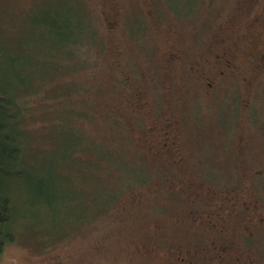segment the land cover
<instances>
[{
  "label": "rangeland",
  "instance_id": "1",
  "mask_svg": "<svg viewBox=\"0 0 264 264\" xmlns=\"http://www.w3.org/2000/svg\"><path fill=\"white\" fill-rule=\"evenodd\" d=\"M66 4L102 37L82 71L49 43ZM0 46L48 58L23 95L44 168L85 163L75 206L23 192L0 264H264V0H0Z\"/></svg>",
  "mask_w": 264,
  "mask_h": 264
},
{
  "label": "trees",
  "instance_id": "2",
  "mask_svg": "<svg viewBox=\"0 0 264 264\" xmlns=\"http://www.w3.org/2000/svg\"><path fill=\"white\" fill-rule=\"evenodd\" d=\"M66 5L69 8V15H65L64 18H58L57 25H54L57 29L59 27V29L63 30L62 34L59 32L58 34L60 35L57 36V40L53 37L49 40V43L53 46L57 45V43L62 46L63 51H66L64 59L70 63L77 62L76 67L82 71L86 65V67L89 66L86 62L88 57L92 56L93 51H96L98 46L100 48L102 37H100L99 31L96 30L95 22L92 25L89 24L88 27L83 13L81 12L82 15L78 16L79 10L71 7L73 4ZM96 46L97 48H95ZM35 57L28 49L9 51L4 46H0V258L6 245L16 239L15 225L19 216L18 210L21 208L19 200L23 192L36 190L40 201L47 202L48 200L49 204H52L53 198L47 193L53 190L55 194H58L60 190L56 191L57 189L55 188L61 186L66 189L62 195H65L67 190L69 193H73L72 191L77 186H71L73 176L70 175L68 170L79 169L85 165L84 161L77 165L74 164L75 161H67V164L60 165L61 163H58L59 166L57 165L53 169L51 167L45 169L44 164L41 162L43 158L40 159L39 154L36 153L31 145L33 133L27 124L29 119L33 121L37 115L34 111L27 110V100L23 95L32 88L30 85L34 74H36L37 67L44 65L46 59H48L46 56ZM28 69H32L31 75L27 74ZM79 147L81 148L79 155L82 156L86 148L84 145ZM98 154L100 155L102 152ZM108 157L111 162H115V160L110 158L113 157L112 154L109 153ZM103 161L100 162L99 160L98 163L95 162L90 165L92 167H103L105 164L111 166L109 160ZM56 168L58 169L54 170ZM82 168H80L81 172H84L85 169ZM40 171L45 178L40 176ZM205 172L208 173L207 171ZM62 174L65 175L64 179ZM36 176L38 177L37 180L35 179ZM77 176H79L78 172ZM55 178L59 179L60 182L58 183L60 184L54 182ZM42 185H50L51 190L47 189L44 192L45 187ZM105 185L101 182L97 184V186L102 187L100 188L102 191L99 190L100 198L96 200L97 204L107 205L110 204L112 198H115L110 191H104ZM80 191L82 194L84 193V189ZM59 194L54 195V198L58 197L64 203L76 205L78 200L74 197L76 196L75 194L70 199ZM105 195L109 197H105ZM41 196L44 199H41ZM81 219L79 216V220Z\"/></svg>",
  "mask_w": 264,
  "mask_h": 264
},
{
  "label": "flooded vegetation",
  "instance_id": "3",
  "mask_svg": "<svg viewBox=\"0 0 264 264\" xmlns=\"http://www.w3.org/2000/svg\"><path fill=\"white\" fill-rule=\"evenodd\" d=\"M195 254V253H194ZM223 258V256H221V259ZM177 260H178V262H177ZM175 261L178 263V264H197V263H195L193 260H190V259H186L185 257L183 258V257H180L179 258V256H177L176 258H175Z\"/></svg>",
  "mask_w": 264,
  "mask_h": 264
}]
</instances>
